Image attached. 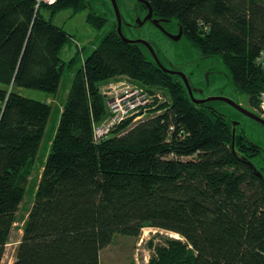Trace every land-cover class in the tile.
I'll list each match as a JSON object with an SVG mask.
<instances>
[{
  "label": "trees",
  "instance_id": "16d2710c",
  "mask_svg": "<svg viewBox=\"0 0 264 264\" xmlns=\"http://www.w3.org/2000/svg\"><path fill=\"white\" fill-rule=\"evenodd\" d=\"M146 1L154 16L178 22L203 58L222 59L259 113L264 0ZM66 10L87 12L92 29L107 31L73 74L14 264H100L115 236L136 239L146 226L180 237L151 244L149 264H264V179L233 153L232 124L192 104L175 76L85 0H0V264L52 113L20 89L55 95L79 60L60 54L74 38L52 19ZM117 77L165 99L160 113L97 142L94 127L107 116L100 87ZM237 135L238 153L264 174V155Z\"/></svg>",
  "mask_w": 264,
  "mask_h": 264
},
{
  "label": "rangeland",
  "instance_id": "374dc122",
  "mask_svg": "<svg viewBox=\"0 0 264 264\" xmlns=\"http://www.w3.org/2000/svg\"><path fill=\"white\" fill-rule=\"evenodd\" d=\"M135 2L136 0H124L127 9L124 4L120 6L124 17L129 18V12H134ZM94 8L98 13L106 14L107 17L110 18V24L117 22L109 0H94ZM86 15L87 12L84 11L73 15L72 10H66L59 12V14L55 15L52 19L56 26H60L74 38V43L72 42L66 45L60 52L62 59L68 64L72 58L79 55V60L76 65L72 66L70 69H66L63 73L59 92L55 95H50L34 89H20V93L27 98L47 102L52 113L41 143L42 145L38 154L40 157L32 166L33 168L25 184L26 195L18 211L16 224L11 233L12 236L6 245L7 248L2 264H14L16 259L15 255L19 247L18 245L23 236L24 222L28 218L30 210L35 202L36 188L41 179L40 176L43 172V164L45 163L48 156L47 154L52 145L51 143L56 134L59 123L58 120L62 113L63 104L66 102L67 95L71 88L70 86L74 77L73 74L83 66V60L93 53L94 48L101 43V39L104 37V34H106V29L102 32L94 28L92 29L87 23ZM45 16L48 18V13H45ZM130 20H132L131 17ZM167 27L170 32H177V26L174 23L167 25ZM123 29L126 37L130 39L141 37L142 39L151 40L153 47L159 54L160 60L166 67L174 65L179 68L180 71L190 76L195 88L203 90V94H196L198 98L206 99L208 97L223 96L253 110L250 107L248 97L236 90L230 70L226 68L223 62L218 58L203 59L198 50L191 46L186 37L178 42L170 40L150 24L144 27L141 34L127 26L123 27ZM102 85L105 86V83ZM102 85L100 88H102ZM158 93L161 95L165 94L164 91ZM212 103H214L218 110L227 115L229 121L233 120L242 124L239 129L240 133L248 135L253 142L264 148L263 126L250 120L243 114L238 113L233 107L223 102L219 101ZM162 237L180 239V237L176 238L175 234L166 233L150 226H146L141 235L136 239L127 236H115L112 243L103 248L100 252V264H149L153 256L151 244H158V242L162 240Z\"/></svg>",
  "mask_w": 264,
  "mask_h": 264
},
{
  "label": "water",
  "instance_id": "95a60500",
  "mask_svg": "<svg viewBox=\"0 0 264 264\" xmlns=\"http://www.w3.org/2000/svg\"><path fill=\"white\" fill-rule=\"evenodd\" d=\"M86 4H87V8L88 10L93 13L95 16H103L106 14H101L98 13L96 11V9L94 8V0H85ZM110 1V5L113 8V11L115 13V18L117 19V31H118V35L120 37L121 40H123L126 44H130L133 45L135 47L136 50H138L145 59L148 60H152L155 62V64L157 65V67L171 75V76H175L178 80V82H180L181 84H183L184 87H186L187 89V93H189V98L190 101L192 102V104H194L196 107H203V108H210L213 111H215L217 114H221L222 116L225 117V119L232 124V150L233 153L240 158L243 162L245 161L248 166L254 171L255 174H257L260 178L264 179V174L262 173V171L260 170V168H258L256 165H254V163L246 156L240 155L235 147V143H236V139H237V133L239 132V129L241 127L242 124H240V122H236V121H229L228 117L226 114H223L222 111L218 110L217 107L214 105V103L212 102H223L231 107H233L238 113L243 114L244 116H246L247 118H249L250 120L260 124L261 126L264 127V118L254 112V110H250L248 108H246L245 106H243L242 104H239L238 102H235L232 99H229L227 97H223V96H219V97H208L206 99H202V98H198L196 96L197 93H201L203 94V90L195 88V86L193 85L190 76L186 75L185 72L180 71L179 68L173 66H168L166 67V65L160 60L159 58V54L157 52V50H155V48L153 47V43L151 42V40H146V39H142L141 37L133 38L130 39L128 37H126L125 33H124V29L123 27H129L130 29L133 28V30H135L137 33L141 34L142 31L144 30L145 26H148V24H150L153 28H155L157 31L161 32L165 37L169 38L170 40L173 41H181L184 38V30L183 27L180 26V24L178 22H175L174 20H166L163 19L161 17H156L154 16V10L152 5H150L149 1L146 0H136L135 4H134V12L128 14L129 19H127L126 17H124V15L122 14V8L120 6H122V4H124V0H109ZM125 8L127 9V6L124 4ZM141 6H144L147 10V12L145 13L144 16H142V12L140 10ZM133 14V17H132ZM107 16V15H106ZM130 17L132 20H130ZM175 24L177 26V32L173 33L170 32L168 30V28L166 27V25H170V24ZM149 56V57H148ZM203 58V57H202ZM209 58V57H206ZM203 58V59H206ZM246 135V134H245ZM247 139L249 141V143L252 146H255L263 155H264V148L260 145H257L255 142H253V140L248 136Z\"/></svg>",
  "mask_w": 264,
  "mask_h": 264
},
{
  "label": "built area",
  "instance_id": "2783aa9c",
  "mask_svg": "<svg viewBox=\"0 0 264 264\" xmlns=\"http://www.w3.org/2000/svg\"><path fill=\"white\" fill-rule=\"evenodd\" d=\"M40 4H54L57 0H37ZM259 63L264 67V51ZM102 85L101 96L105 100L107 116L94 127L96 141L107 139L114 129L123 122H131L130 126L153 117L156 109L165 99L164 96L150 94L142 86L133 83L129 78L117 77ZM260 115L264 118V93L260 97Z\"/></svg>",
  "mask_w": 264,
  "mask_h": 264
},
{
  "label": "flooded vegetation",
  "instance_id": "af4514ba",
  "mask_svg": "<svg viewBox=\"0 0 264 264\" xmlns=\"http://www.w3.org/2000/svg\"><path fill=\"white\" fill-rule=\"evenodd\" d=\"M142 12V16H144L145 15V12H143V11H141ZM127 18V17H126ZM127 19H129V18H127ZM167 27V26H166ZM168 28V27H167ZM133 29V28H132ZM251 110V109H250ZM254 110V109H253ZM252 110V111H253ZM254 112H256V113H258L256 110H254ZM258 114H260V113H258Z\"/></svg>",
  "mask_w": 264,
  "mask_h": 264
},
{
  "label": "bare ground",
  "instance_id": "6f19581e",
  "mask_svg": "<svg viewBox=\"0 0 264 264\" xmlns=\"http://www.w3.org/2000/svg\"><path fill=\"white\" fill-rule=\"evenodd\" d=\"M199 52H200V51H199ZM210 56H211V55H210ZM221 60H222V59H221ZM183 68H184V67H183ZM186 93H187V92H186ZM190 103H191V102H190ZM204 110H205V109H204ZM212 113H213V112H212ZM253 127H254V126H253ZM247 142H248V141H247ZM175 237H176V238H179V236L176 235V234H175Z\"/></svg>",
  "mask_w": 264,
  "mask_h": 264
}]
</instances>
